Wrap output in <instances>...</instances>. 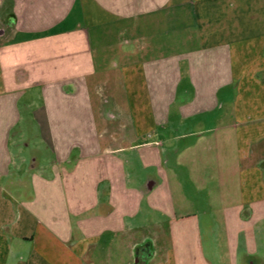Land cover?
I'll list each match as a JSON object with an SVG mask.
<instances>
[{
	"label": "crops",
	"instance_id": "obj_1",
	"mask_svg": "<svg viewBox=\"0 0 264 264\" xmlns=\"http://www.w3.org/2000/svg\"><path fill=\"white\" fill-rule=\"evenodd\" d=\"M0 264H264V0H0Z\"/></svg>",
	"mask_w": 264,
	"mask_h": 264
},
{
	"label": "rangeland",
	"instance_id": "obj_2",
	"mask_svg": "<svg viewBox=\"0 0 264 264\" xmlns=\"http://www.w3.org/2000/svg\"><path fill=\"white\" fill-rule=\"evenodd\" d=\"M41 89H36V90H34V92H32V93H34V97H36V103H34V104H37V103H40L41 102V91H40ZM30 91H29V94L28 95H31L32 94ZM25 106H26V104H25V99H23V101H21V103H20V107H21V110L23 111L24 110V108H25ZM180 133H183V132H180ZM32 134V133H31ZM186 134H188V133H186ZM191 134V133H190ZM211 134V133H210ZM220 134V133H219ZM218 134V135H219ZM208 135V134H207ZM207 135L205 136V137H207ZM211 137H209V139H210ZM206 139H208V138H206ZM188 142H190V143H193V144H195V142H200V137H196V136H193V135H190V137H188ZM28 141V140H27ZM207 141V140H206ZM187 142V141H186ZM21 143H25V141H21ZM185 143V142H184ZM200 152V151H199ZM30 156V155H29ZM32 156V155H31ZM210 156H212V155H210V154H207V152L204 154V153H200V154H194L192 157H194V158H197V157H199V158H201V162H199V159H198V162L199 163H197V167H198V169L201 171V168L203 167V163H202V158H208V157H210ZM191 157V158H192ZM212 158H213V156H212ZM193 166V165H192ZM194 166H196V165H194ZM195 170V173L197 174V171H196V169H194ZM197 182H200V183H198L197 184V186L199 187V188H202L203 186V188H206V186H208L209 188H214V189H216V188H218V186H219V181H218V179L216 180V178H209V180L207 179V180H203V181H197ZM207 183V185H205V184ZM230 186V181L228 180V187ZM214 215L216 214L215 212L213 213ZM204 231V233H203V236H204V240H205V242H206V238H208L209 237V235H213V233L214 232H216L217 230H219V229H217V228H211V229H208V228H204L203 229ZM213 246V245H212ZM219 246H221L222 247V249L224 248V245H222V244H219Z\"/></svg>",
	"mask_w": 264,
	"mask_h": 264
}]
</instances>
